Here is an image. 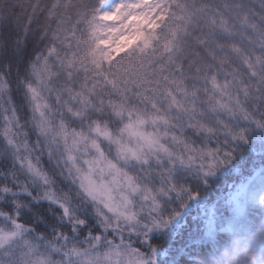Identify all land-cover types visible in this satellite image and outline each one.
<instances>
[{
	"label": "snow or ice",
	"instance_id": "1",
	"mask_svg": "<svg viewBox=\"0 0 264 264\" xmlns=\"http://www.w3.org/2000/svg\"><path fill=\"white\" fill-rule=\"evenodd\" d=\"M256 2L0 0V264H256Z\"/></svg>",
	"mask_w": 264,
	"mask_h": 264
},
{
	"label": "trees",
	"instance_id": "2",
	"mask_svg": "<svg viewBox=\"0 0 264 264\" xmlns=\"http://www.w3.org/2000/svg\"><path fill=\"white\" fill-rule=\"evenodd\" d=\"M255 4V10L259 12V4L256 0H253ZM18 100V97L16 98ZM30 115V113H27ZM23 119L21 123H23ZM3 119L0 116V130L3 127ZM31 139L34 141L35 137L30 133ZM195 139V137H193ZM264 140V136H261L260 133L250 134V143L249 145L243 146V152L237 161L223 174V180L221 182V188L214 190L213 195L223 194L227 196L229 191H233L239 187V185L246 180V178L252 177L253 175L264 176V147H261V142ZM196 147L201 145L197 143ZM43 167L48 169L50 165L47 163L46 155L43 157ZM67 184L66 181H61V178L57 177V187L62 188ZM42 211V210H41ZM249 222L250 224L259 230V226H264V206L259 205L256 202H249ZM39 231H49L48 235L50 237V229H47L44 225L39 226ZM83 238V237H81ZM112 237L109 236V239ZM255 258L256 264H264V248H253L249 254ZM59 259V257H55Z\"/></svg>",
	"mask_w": 264,
	"mask_h": 264
},
{
	"label": "rangeland",
	"instance_id": "3",
	"mask_svg": "<svg viewBox=\"0 0 264 264\" xmlns=\"http://www.w3.org/2000/svg\"><path fill=\"white\" fill-rule=\"evenodd\" d=\"M261 177V176H259ZM259 177H257V175H253L252 177L246 178V180H244L240 185V186H245L250 193L252 192H256L259 193L260 192V184H259ZM259 201V196L256 197V203H258ZM249 202H254L251 199L249 200Z\"/></svg>",
	"mask_w": 264,
	"mask_h": 264
}]
</instances>
